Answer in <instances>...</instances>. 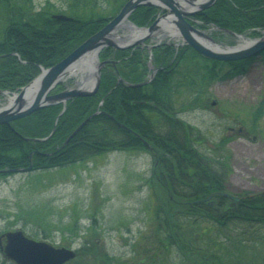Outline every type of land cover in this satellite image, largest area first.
<instances>
[{
  "label": "trees",
  "instance_id": "trees-1",
  "mask_svg": "<svg viewBox=\"0 0 264 264\" xmlns=\"http://www.w3.org/2000/svg\"><path fill=\"white\" fill-rule=\"evenodd\" d=\"M62 1L58 6L51 0L42 5L35 0H0V89L16 91L36 77L41 66L62 60L102 28L126 0ZM108 5L114 6V14L105 17L100 12ZM158 11L156 6H140L130 19L140 26L149 25ZM56 13L72 18L57 19L52 16ZM196 17L203 21L201 27L215 25L255 37L264 30V0H216ZM181 50L176 51L172 45L154 48L153 62L163 64L169 71H158L143 86L124 87L118 82L120 76L140 82L150 73L148 48H104L100 59L115 61L106 63L94 95L69 100L62 113L64 105L58 103L11 124H0V169L27 167L32 162V171L49 170L114 150L149 152L154 162L152 190L158 200L155 214L158 228L164 227L158 230L157 244L150 250L158 253L173 249L182 264H239L230 258L235 249L240 251L248 243L255 245L264 238V192H244L234 207L227 198L215 195L216 204L209 205L204 198L226 188L230 172L225 146L228 138L217 142L212 149L215 153L207 154L198 145L199 129L172 116L176 105L182 104V96L184 110L200 108L215 81L244 74L256 59L264 60V50L260 56L226 61L203 56L185 44L184 61L176 64ZM74 82V78L67 81L70 85ZM63 88L64 84H60L57 90ZM111 116L141 137L120 127ZM88 117L82 129L64 145L71 132ZM54 127V134L47 140L27 139L46 137ZM9 174L0 172V179ZM79 250L78 261L86 264L85 257L93 249ZM155 253L149 260L154 259ZM144 257L140 253L139 262L145 261Z\"/></svg>",
  "mask_w": 264,
  "mask_h": 264
},
{
  "label": "rangeland",
  "instance_id": "rangeland-1",
  "mask_svg": "<svg viewBox=\"0 0 264 264\" xmlns=\"http://www.w3.org/2000/svg\"><path fill=\"white\" fill-rule=\"evenodd\" d=\"M113 8L99 12L110 16ZM214 34L224 47L235 43L230 35ZM181 118L199 129V146L207 154L228 138L229 194L264 191V60L256 59L244 74L215 81L203 105L184 110ZM153 163L149 152L114 150L66 167L11 173L0 179V234L22 229L31 238L74 249L76 257L64 264H82V248L93 249L86 264H182L173 249L150 250L164 229L158 228L155 214ZM262 232L264 236V228ZM259 242L236 248L231 260L264 264V238ZM0 264L17 263L0 251Z\"/></svg>",
  "mask_w": 264,
  "mask_h": 264
},
{
  "label": "water",
  "instance_id": "water-1",
  "mask_svg": "<svg viewBox=\"0 0 264 264\" xmlns=\"http://www.w3.org/2000/svg\"><path fill=\"white\" fill-rule=\"evenodd\" d=\"M215 2L216 0H127L113 18L66 57L51 66H42L41 73L29 84L16 92L0 91V93L9 95L6 102L0 103V124H10L14 120L28 116L34 111L52 104L63 103L66 105L67 101L74 97L94 95L100 87L102 69L106 64V61L100 60L99 54L107 46L128 49L159 34L168 35L169 32H172L183 36L185 42L192 45L201 54L211 58L238 60L259 54L264 49V31L260 37L249 38L225 29L234 36L242 38L240 39L242 41L236 45L223 47L208 31L202 30L190 22V16L211 7ZM146 5H156L161 9H167L169 13L158 17L149 26H138L129 17L136 8ZM52 16L61 20L72 18L62 13ZM123 28H128L130 33H120ZM71 76L79 77L74 86L54 92L58 84ZM144 83L146 82L131 85L141 86ZM89 119L90 117L83 120L75 128L65 140V144L80 131ZM119 124L131 130L125 124ZM54 132L55 128L45 138L27 139L46 140ZM135 134L139 136L138 133L135 132ZM31 169L32 163L28 167L8 168L0 171L18 172ZM224 195L235 200L240 199L238 196L226 193ZM2 238H5L4 244H2ZM0 250L4 257L17 264H64L76 256L74 249L54 246L48 241L31 238L22 229L2 233L0 235Z\"/></svg>",
  "mask_w": 264,
  "mask_h": 264
},
{
  "label": "flooded vegetation",
  "instance_id": "flooded-vegetation-1",
  "mask_svg": "<svg viewBox=\"0 0 264 264\" xmlns=\"http://www.w3.org/2000/svg\"><path fill=\"white\" fill-rule=\"evenodd\" d=\"M169 11H158V14H157V18L158 17H161V16H164L165 14H168ZM172 13V12H170ZM191 20H195L196 18L195 17H191L190 18ZM199 23H201V21L199 19H197ZM166 39V41H165ZM158 45V46H157ZM162 45H169V46H174L176 51L179 50V48H181V55L180 57L178 58V60L176 61V64H178L180 62V60H183L184 61V37L181 36V35H177V34H173L172 32H169L168 35H157L156 37H152V38H149L147 39L146 41H144L142 43V45H140L141 48H148V49H151V46H152V50H154V48H157L159 46H162ZM155 46V47H153ZM175 58H173L174 60ZM152 60V61H151ZM150 63L152 64L153 66V71L148 75V78L151 76V74H153V78L152 80L156 77L158 71L160 70H165L166 72L169 71V69L166 68V66H164L163 64H158L156 62H153V54L151 55V59H150ZM182 61V62H183ZM119 62V61H118ZM148 78H146L145 80H147ZM118 82H121L122 85L125 87V86H131V84H133L132 82L126 80L124 77L120 76L119 77V81ZM181 84H183L184 86V78L181 79ZM132 87V86H131ZM183 100H181V105H176V109H175V115L173 114L172 118L176 119L177 121L179 122H183L184 119L181 118V115L184 113V96H182ZM122 107L124 108V105L126 103L125 101V98L123 97L122 98ZM138 102H144V101H133L132 103H138ZM184 130V127H182V132ZM227 192V191H226ZM213 195H219L218 194V191L217 192H213L212 196ZM238 196L240 197V199L242 198V194H238ZM228 199H230L232 202L234 201L233 198H230V197H227ZM240 201V200H239Z\"/></svg>",
  "mask_w": 264,
  "mask_h": 264
}]
</instances>
